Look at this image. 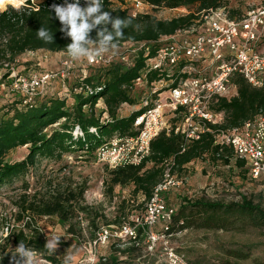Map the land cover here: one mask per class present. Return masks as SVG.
Wrapping results in <instances>:
<instances>
[{
	"label": "trees",
	"instance_id": "16d2710c",
	"mask_svg": "<svg viewBox=\"0 0 264 264\" xmlns=\"http://www.w3.org/2000/svg\"><path fill=\"white\" fill-rule=\"evenodd\" d=\"M101 2L104 11L110 12L112 17L132 20V25L124 29L119 44L145 42L151 49L150 54L155 45L159 44L158 40L161 36L188 28L204 11L216 7H228L233 17L242 13V10L231 7L228 4L229 0H143L153 9H174L190 5L195 8V12L191 14L164 20L149 13L138 12L132 16L128 9L117 6L112 8L111 0H101ZM62 3L64 0H26V5L18 9L8 6L4 11H0V68L4 63H12L27 51L43 49L49 52H66V46L71 40L61 31L62 25L55 18L51 8L53 4ZM42 26L53 33L52 43H45L37 38L36 32ZM108 27L111 29V25ZM90 35L92 39H96L97 30H93ZM144 59L143 51L139 50L134 58V64L130 67L118 61L92 67L93 72L76 84L77 87L82 86L83 91L73 93L74 100L71 106L66 105L65 98H50L27 109L13 107L12 113L7 111L5 116L0 117V186L28 173L29 168H35L41 158L59 159L63 152L72 150L90 152L114 135L137 134L138 130L132 125L133 120L144 110V107H140L127 117L120 116L118 109L124 103L129 105L137 103L133 96L136 88L133 81L144 67ZM156 78L154 71L148 72L149 82ZM233 82L237 87V95L229 100L219 98L212 105V110L224 114L222 123L209 126L214 133L217 129L239 127L260 111H264V85L259 88L252 87L240 76H235ZM85 87L89 90L84 89ZM98 100H102L104 104L99 110L95 108ZM105 113L107 117L101 119ZM75 127L79 128L80 133L74 134ZM213 132L206 131L199 139L190 142H185L180 134L161 132L150 141L149 154L140 164L126 165L114 170L112 184H132L133 193H141L146 199L150 197L152 188L162 177L163 161L171 156L174 157L175 168L179 171L190 162L203 158L212 163L221 162L228 165L232 160L231 149L215 144ZM23 145L28 150L26 156L22 160L9 162L6 159L7 153ZM234 162L243 170L245 176L247 170L244 162L241 160ZM148 163L151 164L150 167L146 166ZM38 202L37 205L29 204L24 207L25 213L31 214L32 217L37 214L38 216L57 215L64 220L65 214L71 207L69 199L63 197L62 193ZM173 219L174 222L182 220L183 226L205 229L233 230L249 225L259 228L264 227V208L259 202H254L253 198L242 194L239 201L227 203L202 198H184ZM24 226L28 229L32 227L35 232L28 241H32L36 248L38 246L48 251L44 247V240L38 234V227L32 224L31 218ZM140 230L141 228L137 231ZM20 232L22 234V230ZM126 251L124 249L122 252ZM234 256L246 257L241 253H235ZM99 264H117V258L111 257Z\"/></svg>",
	"mask_w": 264,
	"mask_h": 264
},
{
	"label": "rangeland",
	"instance_id": "374dc122",
	"mask_svg": "<svg viewBox=\"0 0 264 264\" xmlns=\"http://www.w3.org/2000/svg\"><path fill=\"white\" fill-rule=\"evenodd\" d=\"M16 1L0 4V11H4L8 6L18 9L26 5V0ZM80 3L84 4V0H80ZM111 3L112 8L117 6L129 11L134 7V0H111ZM262 3L263 0L228 2L232 8L242 11L251 5ZM138 11L165 20L191 14L195 12V8L190 5L174 9H153L142 0ZM59 54L43 49L34 53L25 52L19 55L16 63H52ZM35 70L38 72L37 68ZM92 72L91 66L76 63L67 77L52 80L46 95L35 97V103L39 104L50 98H65L66 105L71 106L73 93L77 92L74 88L80 77L83 73L87 76ZM4 73L5 69L1 67L0 82L3 81L1 78H4ZM135 87L133 96L137 103L122 104L118 109L120 116L127 117L143 105V96L146 95L148 87ZM21 98L20 95L5 96L0 92V117L5 116L7 111L12 113V108L19 104ZM103 107V101L98 100L95 108L99 110ZM106 117L105 113L101 119ZM27 152L25 145L19 146L9 151L6 159L9 162L19 161ZM127 153V148L119 155H112L108 151L98 153L96 150L65 151L59 159L41 158L35 168H29L28 173L0 186V264H10L12 252L20 242L35 252L34 264H64L66 255L72 256L70 264H99L111 257L117 258V264H167L166 251L169 249L182 256L188 264H264V227L249 225L233 230H216L188 225L183 226L180 232L150 243L136 220V217L139 220L143 212L142 194H134L132 184L113 185L111 182L114 170L126 166L124 161L130 157ZM146 166L150 167L151 164ZM173 176L179 184L166 193L165 198L177 209L184 198H202L227 203L239 201L240 194L253 198L254 202H259L264 208V180H250L247 172L244 176L243 170L235 165L233 159L228 165L221 162L212 163L204 158L196 159L185 165L182 171L175 169ZM58 193H62V196L70 201L71 207L64 220L57 215L37 214L33 215V218L31 214L28 216L25 213L24 207L27 205H37L39 200H46ZM30 218L32 224L38 227V234L45 243L48 236L60 238L54 254H49L38 246L36 248L32 241H28L35 233L32 227L28 229L24 226ZM123 225L135 229V240L129 234H124L112 237L104 246L92 245L100 229L106 227L118 232ZM155 228H158V225ZM124 249L127 251L123 253ZM235 253L244 254L246 257L237 258Z\"/></svg>",
	"mask_w": 264,
	"mask_h": 264
},
{
	"label": "built area",
	"instance_id": "2783aa9c",
	"mask_svg": "<svg viewBox=\"0 0 264 264\" xmlns=\"http://www.w3.org/2000/svg\"><path fill=\"white\" fill-rule=\"evenodd\" d=\"M141 5L142 0H134L130 14L135 16ZM158 42L152 54L145 42H122L115 54L109 52L91 61H74L64 52L55 69L29 75L17 70V57L3 65L0 92L5 96L20 95L16 108H31L36 104L35 97L46 95L52 80L67 77L76 63L94 67L118 61L130 67L136 53L142 50L144 67L133 83L147 86L148 91L143 96L144 110L133 120L137 134L114 135L95 149L98 153L108 151L119 155L127 148L130 157L124 163L138 165L149 154L150 141L161 132L180 134L185 142L199 139L206 131L213 132L209 126L222 123L224 114L212 110V105L219 98L229 100L237 95L235 76L244 78L252 87L264 85V3L251 5L234 17L228 7L211 8L188 28L161 36ZM150 71L157 78L149 82ZM85 77L83 73L79 80ZM74 90L83 91L82 86ZM75 130L76 134L80 133L78 127ZM214 134L215 144L231 149V159L244 162L250 180H264V111L239 127L217 129ZM175 167L173 156L165 159L162 177L152 188L150 197L145 199L142 195L143 212L136 220L150 243L180 232L184 225L182 220L174 222L177 208L165 198L179 184L173 176ZM135 233L129 225H123L118 232L105 227L96 233L92 245L104 246L112 237L124 234L135 240ZM166 263L188 264L172 249L166 251Z\"/></svg>",
	"mask_w": 264,
	"mask_h": 264
},
{
	"label": "clouds",
	"instance_id": "9594fccd",
	"mask_svg": "<svg viewBox=\"0 0 264 264\" xmlns=\"http://www.w3.org/2000/svg\"><path fill=\"white\" fill-rule=\"evenodd\" d=\"M51 8L62 25L61 31L71 40L66 52L74 61H91L109 52L115 54L119 51L124 29L132 25L129 18L112 17L110 12L104 11L101 0H84V6H81L80 0H64V3L53 4ZM108 25H111V29ZM93 30H97L96 39L91 38ZM36 34L45 43L54 40L53 33L43 26ZM59 243L58 236H48L44 247L49 254H54ZM34 256L35 252L20 242L12 252L10 264H34ZM71 260L72 256L66 255L64 264H70Z\"/></svg>",
	"mask_w": 264,
	"mask_h": 264
},
{
	"label": "crops",
	"instance_id": "0c3cea01",
	"mask_svg": "<svg viewBox=\"0 0 264 264\" xmlns=\"http://www.w3.org/2000/svg\"><path fill=\"white\" fill-rule=\"evenodd\" d=\"M60 53L58 55V57L55 58V61H53L52 63H50L49 61H45L42 63V61H38L37 63H32L30 61H22V62H26L27 64H24V65H18L17 64V70L23 74H32V73H35L36 72V68H37V71H44V70H48V69H51L53 67H56L59 60L63 57V55L65 54L64 52H58ZM63 54V55H62ZM34 66H38V67H35Z\"/></svg>",
	"mask_w": 264,
	"mask_h": 264
},
{
	"label": "bare ground",
	"instance_id": "6f19581e",
	"mask_svg": "<svg viewBox=\"0 0 264 264\" xmlns=\"http://www.w3.org/2000/svg\"><path fill=\"white\" fill-rule=\"evenodd\" d=\"M16 0H0V4H4V3H16Z\"/></svg>",
	"mask_w": 264,
	"mask_h": 264
}]
</instances>
